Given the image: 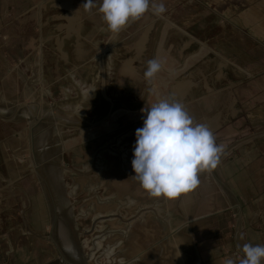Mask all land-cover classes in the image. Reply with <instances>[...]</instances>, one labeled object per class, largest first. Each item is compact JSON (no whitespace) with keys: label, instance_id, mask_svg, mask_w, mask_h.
<instances>
[{"label":"water","instance_id":"1","mask_svg":"<svg viewBox=\"0 0 264 264\" xmlns=\"http://www.w3.org/2000/svg\"><path fill=\"white\" fill-rule=\"evenodd\" d=\"M143 115L0 33V264H239L240 207L210 170L174 199L132 178Z\"/></svg>","mask_w":264,"mask_h":264},{"label":"rangeland","instance_id":"2","mask_svg":"<svg viewBox=\"0 0 264 264\" xmlns=\"http://www.w3.org/2000/svg\"><path fill=\"white\" fill-rule=\"evenodd\" d=\"M74 2L79 6L72 19L84 23L78 33L72 23L70 38L67 0H0V33L41 58L102 81L140 111L173 96L195 122L208 125L222 147L210 170L214 175L233 173L231 165L223 167L230 158L224 150L263 142L264 39L242 23L238 29L226 22L256 12L264 36V0H155L165 5L163 14L149 9L118 34L107 30L100 0L91 9L84 6L87 0ZM241 31L249 35L240 38ZM153 58L162 67L149 83L144 72Z\"/></svg>","mask_w":264,"mask_h":264},{"label":"clouds","instance_id":"3","mask_svg":"<svg viewBox=\"0 0 264 264\" xmlns=\"http://www.w3.org/2000/svg\"><path fill=\"white\" fill-rule=\"evenodd\" d=\"M86 8L96 7L87 0ZM149 9L154 15L166 11L155 0H100L99 12L107 30L118 34L129 22L139 20ZM158 58L148 60L144 72L150 83L161 70ZM143 127L135 131L132 176L151 197L177 198L199 183L198 175L217 167L222 147L207 124L197 123L173 96L141 109ZM239 264H261L264 245L244 244ZM224 264H235L227 258Z\"/></svg>","mask_w":264,"mask_h":264},{"label":"crops","instance_id":"4","mask_svg":"<svg viewBox=\"0 0 264 264\" xmlns=\"http://www.w3.org/2000/svg\"><path fill=\"white\" fill-rule=\"evenodd\" d=\"M98 2V0H94ZM79 5L74 2V0H67V38H70V32H72V23L76 22L75 31L78 33L83 27L84 19L79 18L77 20L72 19V14L75 12V7ZM79 12V11H78ZM77 12V13H78ZM212 15V14H211ZM227 17V16H225ZM236 17L237 14H236ZM215 17L213 20L215 22ZM261 18L258 13H244L240 14L238 18L227 19L226 24L237 25L242 23L245 30L248 28L252 33L253 37L264 39L262 35L263 32L259 27ZM240 24L238 29H240ZM151 27L149 26L141 36L140 48L143 45L149 34L151 32ZM248 32L241 31L239 35L240 38H245L242 34L249 35ZM69 36V37H68ZM142 49L139 50V52ZM178 90V88H177ZM264 142V139H262ZM256 142L246 145V148L242 146H230L224 151L230 152L226 155L227 160L223 167L232 166L233 173L229 176H221V174L215 175L220 181L228 188L232 195L236 198L240 211L241 219L239 225V231L237 240L239 245L242 247L246 243L252 245H264V143ZM249 147V148H248ZM248 148V149H247ZM234 151V155H231ZM231 155V156H230ZM225 171V169H223ZM227 183V184H226ZM264 264V260L261 261Z\"/></svg>","mask_w":264,"mask_h":264}]
</instances>
